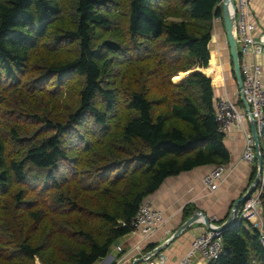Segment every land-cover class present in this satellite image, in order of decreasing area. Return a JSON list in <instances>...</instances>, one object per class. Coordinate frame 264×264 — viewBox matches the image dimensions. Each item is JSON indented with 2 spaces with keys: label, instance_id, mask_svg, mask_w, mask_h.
<instances>
[{
  "label": "trees",
  "instance_id": "trees-1",
  "mask_svg": "<svg viewBox=\"0 0 264 264\" xmlns=\"http://www.w3.org/2000/svg\"><path fill=\"white\" fill-rule=\"evenodd\" d=\"M120 1L0 0V264H96L167 178L230 160L205 75L221 0ZM221 241L209 264H264L244 223Z\"/></svg>",
  "mask_w": 264,
  "mask_h": 264
},
{
  "label": "crops",
  "instance_id": "crops-1",
  "mask_svg": "<svg viewBox=\"0 0 264 264\" xmlns=\"http://www.w3.org/2000/svg\"><path fill=\"white\" fill-rule=\"evenodd\" d=\"M249 3L251 21L257 28V32H264V0H250ZM208 47L209 63L212 61L214 74L205 75L211 76V82L214 85V97H225L235 102L240 110L245 109L240 101L235 82L229 76V70L232 66L229 52L226 51L228 48L223 31L221 32V22L212 24V34ZM186 79L187 76L183 81ZM243 130H249L247 121L243 123ZM243 137L242 131H233L223 140L230 160L225 165L227 172L223 180L217 184L213 194H207L203 190L201 179L213 169L214 165L197 167L178 176L167 178L154 194L145 199L164 213L168 218L167 225L142 243L139 237L128 233L116 240L107 257L96 264H146V262H139L138 260L174 234L176 228L186 220L183 213L186 207L191 208L192 214L198 209L208 217L216 219L215 225L217 226L223 223L227 219L232 202L238 198L250 182L253 167L240 161L244 144ZM191 213L189 216L192 215ZM201 226V224L192 225L185 234L180 235L160 252L167 258L165 264H177L186 256L191 241ZM117 246L121 247V251H117ZM135 246H140V250H135ZM154 258L155 255L150 260ZM194 260L203 264L199 257H195Z\"/></svg>",
  "mask_w": 264,
  "mask_h": 264
},
{
  "label": "built area",
  "instance_id": "built-area-1",
  "mask_svg": "<svg viewBox=\"0 0 264 264\" xmlns=\"http://www.w3.org/2000/svg\"><path fill=\"white\" fill-rule=\"evenodd\" d=\"M249 2L250 0H234L235 21L233 32L239 53L242 92L255 120L256 131L260 137L264 130V32H257V28L251 21ZM221 20V17H217L212 20V23L221 22ZM211 88H214L212 82ZM212 103L218 133L222 135L224 140L231 132L242 131L244 144L240 161L251 167L256 166L253 137L249 130H243V123L247 119L245 109L240 110L235 102L225 97L213 96ZM226 172L227 167L224 164L215 165L201 179L203 190L207 194H213L217 184L223 180ZM263 188L264 174L249 198L237 206L235 222H242L246 227L257 230L259 241L264 247ZM211 220H214V218L211 217ZM167 223L168 218L164 213L155 208L148 200H144L129 222L130 233L139 237L141 243L146 242L155 232L165 227ZM201 225L191 241L188 253L177 264H200L194 260L195 257H199L203 264H209L224 256L221 241L222 232L215 230L217 225L212 223V230L207 229L203 224ZM116 249L121 251V247L117 246ZM134 249L140 250V246H135ZM166 260L167 258L163 254H157L151 260L150 257H146L144 262L146 264H165Z\"/></svg>",
  "mask_w": 264,
  "mask_h": 264
},
{
  "label": "water",
  "instance_id": "water-1",
  "mask_svg": "<svg viewBox=\"0 0 264 264\" xmlns=\"http://www.w3.org/2000/svg\"><path fill=\"white\" fill-rule=\"evenodd\" d=\"M221 8H222L221 27H222L223 35H224V38H225V41L228 47L230 60L232 62L233 79H234L236 88L239 91L240 101L243 103L244 108H245V112L247 116L246 121L248 123L249 132L251 133L253 140H254V148H255L257 166H256V175L254 179L241 192L238 198H236L232 202L231 209L227 216V219L223 223L217 226V228L215 229L217 232H223L225 229H227L228 227H230L231 225L235 223V211L237 209V206L249 198V196L254 192L256 186L259 184V181H261V179L263 178V174H264L263 159L260 154L259 136L256 131L255 120L253 119L250 113L249 106L242 92V80H241L240 66H239V53L237 51L236 40H235L234 32H233V23L235 21L234 0H221ZM211 34H212V31H211ZM212 223H215V220H211L210 217H208L205 213L201 212L200 210L198 209L195 210L188 219H186L180 226L176 228L174 234L170 238H168L163 244L158 246L156 249L152 250L150 253H148L146 256H144L142 259H139L138 261L144 262L146 257L151 258L153 255H156L158 253L160 254V252L164 248H166L168 244H170L172 241L177 239L180 235L185 234L192 225L203 224L207 229L212 230V226H211Z\"/></svg>",
  "mask_w": 264,
  "mask_h": 264
},
{
  "label": "rangeland",
  "instance_id": "rangeland-1",
  "mask_svg": "<svg viewBox=\"0 0 264 264\" xmlns=\"http://www.w3.org/2000/svg\"><path fill=\"white\" fill-rule=\"evenodd\" d=\"M122 1V0H121ZM121 1H120V3H121ZM117 24V23H116ZM116 24H114L113 25V32H115V29H116ZM221 32H222V27H221ZM228 48V47H227ZM226 51H228V49L226 50ZM229 52V51H228ZM57 56H59V57H66L67 56V52L66 51H62L61 53H59ZM148 64L146 61H143V60H141V61H135V62H129V58H124L123 59V61H122V63L120 64V63H118V62H116L115 60L113 61V64L115 65V67H118V68H116L115 69V71L117 72V73H120V72H122V71H132V70H134V69H136L137 68V66H139V65H142V64ZM149 65V64H148ZM152 65H153V63H152ZM152 66L151 65H149V68H151ZM195 70V69H194ZM197 70V69H196ZM191 71V70H190ZM189 72V71H188ZM185 73H187V72H185ZM180 74H182V73H178L177 75H180ZM184 74V73H183ZM176 75V76H177ZM176 76H174L173 78H172V82L173 83H175V84H177L176 82H180V80L179 79H181V78H176L175 80H174V78L176 77ZM229 76L233 79V73H232V68L229 70ZM187 77H189V75H187ZM75 80L77 81V85L78 86H80V83H79V81H78V78H75ZM234 80V79H233ZM124 85H122V87H123ZM120 93H121V95L123 96V91L121 90L120 91ZM124 97H125V94H124ZM120 101H124L123 99H121ZM120 110H123V107H121V109ZM256 166H257V164H256ZM250 183L248 182V184H247V186L249 185ZM246 186V187H247ZM263 192H264V188H263ZM240 205V204H239ZM231 209V208H230Z\"/></svg>",
  "mask_w": 264,
  "mask_h": 264
}]
</instances>
